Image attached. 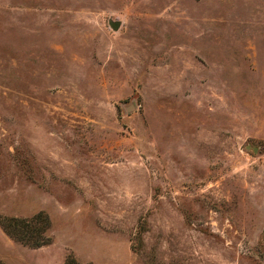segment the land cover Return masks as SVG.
<instances>
[{"label":"rangeland","instance_id":"rangeland-1","mask_svg":"<svg viewBox=\"0 0 264 264\" xmlns=\"http://www.w3.org/2000/svg\"><path fill=\"white\" fill-rule=\"evenodd\" d=\"M37 212L4 264H264V0H0V219Z\"/></svg>","mask_w":264,"mask_h":264},{"label":"trees","instance_id":"trees-1","mask_svg":"<svg viewBox=\"0 0 264 264\" xmlns=\"http://www.w3.org/2000/svg\"><path fill=\"white\" fill-rule=\"evenodd\" d=\"M49 219L42 212L28 218L6 217L0 219V229L9 238L29 248H37L49 243L46 232ZM0 264H4L0 260ZM66 264V263H64Z\"/></svg>","mask_w":264,"mask_h":264},{"label":"water","instance_id":"water-1","mask_svg":"<svg viewBox=\"0 0 264 264\" xmlns=\"http://www.w3.org/2000/svg\"><path fill=\"white\" fill-rule=\"evenodd\" d=\"M108 26L111 30H117L118 27L120 26V22L118 20H109L108 21ZM130 109H132V106L129 105L126 107V110L129 111Z\"/></svg>","mask_w":264,"mask_h":264}]
</instances>
